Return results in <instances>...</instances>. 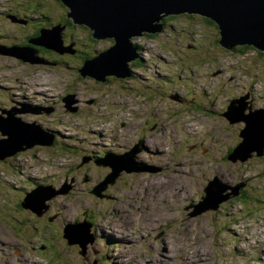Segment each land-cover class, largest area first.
<instances>
[{"label":"rangeland","instance_id":"374dc122","mask_svg":"<svg viewBox=\"0 0 264 264\" xmlns=\"http://www.w3.org/2000/svg\"><path fill=\"white\" fill-rule=\"evenodd\" d=\"M44 7L49 14L41 13ZM31 9L34 19L25 14ZM67 12L61 0H0V117L7 118L5 111L22 102L21 96L27 102L37 98L33 103L38 109H22L15 118L23 123L37 122L45 131L38 130L41 138L55 142L0 160V205L5 220L17 227H13L15 232L31 233V242L35 239L38 246L34 255H29L34 257L32 261L28 259L25 264H231L225 262L238 261L239 248L250 249L264 264L263 246L251 241L264 237V154L246 162H228L226 156L241 141L245 125L231 124L220 114L229 100L246 94L253 110L264 108V52L252 47L245 53L225 50L218 43L215 26L200 16L190 19L182 15L168 19L166 29L157 36L134 37L138 57L127 63L130 77L105 76L102 83L77 71L89 56L105 51L113 41L95 40L88 28L65 23L71 20ZM43 16L51 19L53 31L39 40L60 47L62 54L33 41L43 52H31L32 47L20 52L19 48L29 47L27 43L34 35L50 30L46 24L30 28V20ZM64 23L61 31L55 30ZM52 35L54 39L48 37ZM66 40L70 44L62 49ZM33 92L42 97L31 96ZM67 98L71 99L69 106L64 102ZM49 106L56 110L47 112ZM12 126L1 127L0 151L5 147L3 141L11 139ZM145 134L163 145L164 160L157 159L152 165L165 170L123 172L120 181L109 184L112 190L107 186L98 195L95 188L108 178L113 167L106 165L107 161L98 164L99 157L121 150L126 154ZM195 140L205 144L193 146L197 143L191 141ZM254 144H264V136ZM209 147L218 166L233 173L236 182L228 183L236 184L248 176L250 184L244 201L230 200L219 212L204 214L198 207L205 204L201 184L206 186L212 175L208 170L199 174V166L207 167L206 160L212 161L207 155ZM29 177L52 183L47 187L55 189L49 193L52 197L45 200L48 195L33 189L34 180ZM190 178L192 194L174 202L172 197L190 190L179 182ZM23 192H27L25 198ZM22 200L27 206L23 209L19 206ZM29 201H33L32 206H28ZM167 202L174 209L168 212L166 227L162 228L160 222L151 221L162 220L156 211L163 213ZM144 208L152 214L146 223ZM196 208L203 214L193 217ZM12 216L18 219L12 221ZM225 216L229 227H221ZM131 218L134 230L127 225ZM233 228L238 237L230 234L236 233ZM112 230L120 238L117 245ZM82 239L85 246L79 242ZM239 239L243 242L234 246L231 241ZM3 240L0 236V244ZM20 248L21 253L0 257V264H20L23 250H28Z\"/></svg>","mask_w":264,"mask_h":264},{"label":"water","instance_id":"95a60500","mask_svg":"<svg viewBox=\"0 0 264 264\" xmlns=\"http://www.w3.org/2000/svg\"><path fill=\"white\" fill-rule=\"evenodd\" d=\"M61 2L71 9L69 17L74 23L89 27L95 39H113V46L97 59L87 61L84 67L77 71L83 77L87 75L102 83L106 82L105 76L130 77L127 63L138 57L132 39L162 32L164 24L161 21L169 15L182 13L202 15L212 19L218 25L222 37L220 43L225 48L233 49L236 46L250 45L264 51V0H61ZM40 43L54 50L60 48L44 41ZM59 51L62 52L61 48ZM245 99L243 98L239 103L247 108ZM227 115L232 121L242 120L246 123L242 131L245 141L238 151L252 152L253 148L258 146L254 144V141L264 136V110L254 112L247 117H237L232 112ZM17 124L21 127L26 126L21 120L16 119L12 112H9L7 119L0 117V130L2 128L5 130L8 125H14L12 126L14 131L10 133L11 139L3 141L5 147H2L0 151L2 159L24 150L20 138H17L20 134V127ZM35 128L39 130L38 127ZM25 138H27V147L37 144L51 145V142L44 140L41 136L32 137L27 135V132H25ZM15 148L17 149L12 151ZM258 148L260 152L264 144L259 145ZM123 166L115 163L113 172L106 181H113ZM124 168L128 172L133 171V168L127 166ZM216 186H220L221 192L228 188L222 186L220 182L211 183L206 190V200L209 203H202L198 206L199 208L206 210L219 205L222 198H218L217 201ZM233 195H237L236 191ZM226 196L229 198L231 194Z\"/></svg>","mask_w":264,"mask_h":264},{"label":"bare ground","instance_id":"6f19581e","mask_svg":"<svg viewBox=\"0 0 264 264\" xmlns=\"http://www.w3.org/2000/svg\"><path fill=\"white\" fill-rule=\"evenodd\" d=\"M42 27H43V26H42ZM135 38H136V37H135ZM30 94H31V96H32L33 94L38 95V96H41L38 92H33V93H30ZM45 94L47 95V93H45ZM31 96H26V97L29 98V97H31ZM41 97H42V96H41ZM20 98L24 99V100H22V101H25V96H21ZM47 98H48V97H46L45 100H48ZM32 131H33L35 134L41 136V135H40L41 132L34 131V130H32ZM94 147H95V146H94ZM159 149H160V148H159ZM161 150H162V149H161ZM106 152H107V151H106ZM128 153H129V152H128ZM128 153L124 154V156L127 155ZM155 153H156V155H159V156H160L162 152H159V151H158V152H157V151L154 152L151 148H148V151L146 152V154H147L148 156H150V157H151L152 155H155ZM262 232H264V231H262ZM124 240H125V239H124ZM263 241H264V240H263ZM263 246H264V244H263Z\"/></svg>","mask_w":264,"mask_h":264},{"label":"trees","instance_id":"16d2710c","mask_svg":"<svg viewBox=\"0 0 264 264\" xmlns=\"http://www.w3.org/2000/svg\"><path fill=\"white\" fill-rule=\"evenodd\" d=\"M37 5H38V4H37ZM33 10H34V9H31V10H29L28 12L25 13V14H27V17H31V16H32V11H33ZM186 17L192 19V16H187V15H186ZM171 18H174V17H171ZM204 20H206L208 23H210L211 25H213V26H215V27L217 28V26L215 25V22H214L213 20H209V19H206V18H205ZM68 22H69L70 24H72V22H71L70 20H69ZM64 25H66V24H64ZM157 35H158V34H156V36H157ZM37 36H39V35H37ZM37 36H36V37H37ZM243 48H247V47L244 46ZM38 49H41V47H40V46H37V50H38Z\"/></svg>","mask_w":264,"mask_h":264},{"label":"flooded vegetation","instance_id":"af4514ba","mask_svg":"<svg viewBox=\"0 0 264 264\" xmlns=\"http://www.w3.org/2000/svg\"><path fill=\"white\" fill-rule=\"evenodd\" d=\"M50 221H52V220H50ZM25 232H26V231H23V233H22V235H21L22 238L25 237Z\"/></svg>","mask_w":264,"mask_h":264}]
</instances>
